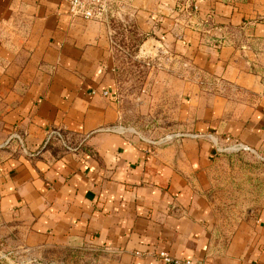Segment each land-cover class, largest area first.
I'll return each instance as SVG.
<instances>
[{
    "label": "crops",
    "instance_id": "1",
    "mask_svg": "<svg viewBox=\"0 0 264 264\" xmlns=\"http://www.w3.org/2000/svg\"><path fill=\"white\" fill-rule=\"evenodd\" d=\"M113 1L101 21L70 15L68 0H0V264L83 243L113 264H167L161 250L179 264H264V205L223 234L210 172V136L264 160V0ZM120 21L144 35L141 55L183 66L171 140L122 125ZM53 129L74 149L48 141Z\"/></svg>",
    "mask_w": 264,
    "mask_h": 264
},
{
    "label": "rangeland",
    "instance_id": "2",
    "mask_svg": "<svg viewBox=\"0 0 264 264\" xmlns=\"http://www.w3.org/2000/svg\"><path fill=\"white\" fill-rule=\"evenodd\" d=\"M122 22L115 24L111 67L122 125L150 140L177 133L182 104L172 73L179 74L183 66L168 59L165 52L141 55L138 45L144 35ZM221 148L210 172L218 228L226 235L236 229L248 210L256 211L264 205V160L251 151L229 149L227 143ZM15 257L14 264L27 260L31 264H113L102 249L90 243L54 244L41 256Z\"/></svg>",
    "mask_w": 264,
    "mask_h": 264
},
{
    "label": "built area",
    "instance_id": "3",
    "mask_svg": "<svg viewBox=\"0 0 264 264\" xmlns=\"http://www.w3.org/2000/svg\"><path fill=\"white\" fill-rule=\"evenodd\" d=\"M186 2L188 8L192 11H196L198 9L197 2L194 4L191 3V0H183ZM113 0H68V11L72 16H79L84 19L89 20H107L111 13L113 12ZM177 134H167L162 137V140L168 141L173 137H176ZM12 137H15L19 144L23 146V139L18 134L14 133ZM213 144L216 147L217 152L223 150L221 148V143L217 140L216 137L210 136ZM51 139L58 140L62 146H64L67 150L74 149L69 143L65 136V134L59 129H53L48 135V141ZM225 143H227V148L233 150H246L253 151L249 146L231 138H225ZM159 258L167 263V264H179V260L173 259L166 251L158 252ZM190 263V262H188ZM24 264H31L30 260H27Z\"/></svg>",
    "mask_w": 264,
    "mask_h": 264
}]
</instances>
